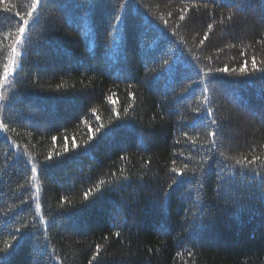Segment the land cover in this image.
Returning <instances> with one entry per match:
<instances>
[{
	"label": "trees",
	"instance_id": "1",
	"mask_svg": "<svg viewBox=\"0 0 264 264\" xmlns=\"http://www.w3.org/2000/svg\"><path fill=\"white\" fill-rule=\"evenodd\" d=\"M5 2L0 72L31 6ZM18 60L0 89V256L88 264L99 245L92 264H264V0H41ZM212 118L228 182L209 160L203 189L178 183L165 202L172 161L208 154Z\"/></svg>",
	"mask_w": 264,
	"mask_h": 264
},
{
	"label": "snow or ice",
	"instance_id": "2",
	"mask_svg": "<svg viewBox=\"0 0 264 264\" xmlns=\"http://www.w3.org/2000/svg\"><path fill=\"white\" fill-rule=\"evenodd\" d=\"M0 3H3V11L4 12H10L12 10L13 7H15L14 5H11L7 2H5V0H0ZM41 4V0H31V6L30 9L26 11V13H21L19 11H17L15 13V15L17 17H19V20L17 21V27L15 29L16 35L15 38L13 39L12 43L8 46L9 47V51L7 53V62L3 63L2 65V72H0V89H4L6 87V85L10 82V77L13 76V73L16 72L17 68L19 67V60L18 58L22 56V49L25 43V33H26V29L29 25L30 20L33 19V13H35L37 11V7L38 5ZM121 7H123V5H121ZM179 19L181 21H183L185 19L184 15H180ZM229 20H231V16L228 17ZM115 20L117 22H120L121 17L119 15H116ZM212 25H209V30H211ZM207 34H205L204 39L206 40ZM4 39H8L7 36L4 37ZM204 41L202 40L201 43H203ZM247 63V61H245V64ZM168 61H165V66H167ZM252 66L255 69L256 68V58L253 57L252 58ZM217 72H228L227 67L225 68H218L216 69ZM232 71H235V69H233ZM245 71L244 67L240 68V72L243 73ZM259 71L264 72V69H259ZM208 73H206L207 75ZM264 78V77H262ZM208 88H204L203 92H204V101L207 104L209 97H208ZM0 99H3L2 94H0ZM110 102H111V98H110ZM205 114L207 117H212L213 116V112L212 109L210 107L205 109ZM201 121L200 120H195L193 121L191 127L193 129H196L197 127L201 126ZM217 125V120L215 118H212L210 120V123H207L205 126L209 129L206 133V136L208 137V140L206 143H201L199 145V148H207L208 149V154L204 157H202L200 160L196 161V165L198 167H191L188 163H184L182 167H176V160L174 159L172 161V167L169 169V171L171 173L175 174V177H173L171 179V183L168 185V189L164 190L162 195L165 199V202L167 201V198L170 195L169 190L172 189L173 185H177L178 183H187L193 187L198 186L200 189H203L204 187V176L206 175V166L207 167H211V165L208 164V161L211 160L213 161L214 164L217 165V167L219 168V171L217 173V179L219 181H222V183L220 184V189H224L225 183L228 182V177L230 175L229 173V165L227 163V161L229 160V157H227L225 155L224 152L219 151V147L217 144V140L215 139V137L217 136V132L211 130L212 128H214ZM125 126L123 125H118L117 128H113V129H109V132H107L105 135L109 136V135H114L116 132H118L121 128H123ZM0 130H3L4 132H7V126L0 122ZM97 132L100 131V128L96 129ZM183 135L185 136V138L187 140H189L193 146V149L195 150H199L196 146H197V139L198 134L196 136H192L190 135L187 131L182 130ZM56 138L53 137V140H55ZM143 138L141 137V140ZM180 141H177V143H179ZM219 155V157H221L222 159L220 160H216V156ZM125 159L124 156H121V160ZM185 159H192V157H186ZM260 159L259 156H254L251 160H247V158H245L244 161H241L239 159L235 160V164L236 165H240L242 167H247V165H254L258 160ZM37 172V168L35 166H33L31 168V173H32V177H35V174ZM257 176H259V173H256ZM113 177H115V173H113ZM183 178V179H179L178 178ZM123 179L127 180V177H123ZM119 185L120 181L118 179L113 180V179H109L107 181L105 180H100L98 184L95 185L94 188L89 189L87 192H85L83 194V198L84 201H88L89 196H91L93 194V192H101L102 188L101 186H106L108 190L112 191L115 190L114 188H112L113 184ZM219 191V189L217 190ZM198 203V202H197ZM39 210H40V204L37 202L36 203V211L37 214H39ZM188 211V209H186V212ZM193 219H196L195 216H193ZM41 221H44L43 216H41ZM184 227H187V225H183ZM191 227L193 229H196L199 227L198 224L193 223L191 225ZM16 233H20L21 229L20 228H16L15 229ZM116 237L119 238L120 237V232L117 231L115 233ZM47 239V237H45ZM12 239L16 240L17 236L16 235H12ZM21 239H23V237H21ZM9 247L14 248V245H9ZM0 251H4L3 249H0ZM100 253V246L97 245L95 252L93 253L91 260H89L88 264H92V261H95L97 259V256ZM11 253H8L5 256H0V264H10V258H11ZM179 255V253H178ZM189 255H192L191 252H189Z\"/></svg>",
	"mask_w": 264,
	"mask_h": 264
}]
</instances>
